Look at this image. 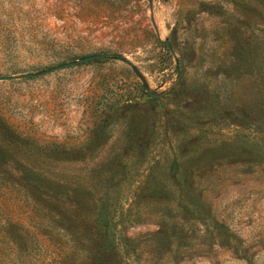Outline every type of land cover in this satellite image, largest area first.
<instances>
[{
    "label": "rangeland",
    "instance_id": "obj_1",
    "mask_svg": "<svg viewBox=\"0 0 264 264\" xmlns=\"http://www.w3.org/2000/svg\"><path fill=\"white\" fill-rule=\"evenodd\" d=\"M3 225L68 264H264V0H0Z\"/></svg>",
    "mask_w": 264,
    "mask_h": 264
},
{
    "label": "trees",
    "instance_id": "obj_2",
    "mask_svg": "<svg viewBox=\"0 0 264 264\" xmlns=\"http://www.w3.org/2000/svg\"><path fill=\"white\" fill-rule=\"evenodd\" d=\"M111 58L121 59V54H110ZM109 228H100L93 236L103 238L104 242L96 243L97 249H100L98 255L112 256L115 259L120 257V252L114 240L109 235ZM13 234L14 226L3 225L0 234ZM107 238V239H105ZM98 242V241H97ZM54 240V242H43L42 248L49 254L36 256L32 253V245H21L17 242L0 240V263L2 264H68L69 256L73 258V253L69 252L66 247ZM105 248V249H103Z\"/></svg>",
    "mask_w": 264,
    "mask_h": 264
},
{
    "label": "water",
    "instance_id": "obj_3",
    "mask_svg": "<svg viewBox=\"0 0 264 264\" xmlns=\"http://www.w3.org/2000/svg\"><path fill=\"white\" fill-rule=\"evenodd\" d=\"M101 56H104V55L95 54V55H91V56L84 57L80 61H89L91 59L99 58Z\"/></svg>",
    "mask_w": 264,
    "mask_h": 264
}]
</instances>
